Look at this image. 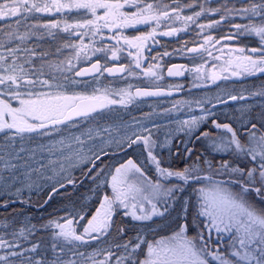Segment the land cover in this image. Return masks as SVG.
<instances>
[{
	"label": "snow or ice",
	"instance_id": "snow-or-ice-1",
	"mask_svg": "<svg viewBox=\"0 0 264 264\" xmlns=\"http://www.w3.org/2000/svg\"><path fill=\"white\" fill-rule=\"evenodd\" d=\"M168 8V5H164ZM135 9L134 11L125 9ZM153 3H145L144 0H5L0 3V18H15L16 30H9L6 36L9 40L18 39L24 41L32 36H36L37 32L33 29H46L48 36H55L53 30H62L69 32L72 29H87L84 33H77L81 43L79 45L66 44L65 47L73 48L76 58L82 55L87 57L89 45L85 44L84 37L91 32L92 36L102 35L105 29L114 33L112 39L117 44L123 40L124 45L129 49V56H134L135 67H141V53L146 47V42L152 38L156 29L147 34H142L129 38L122 36V30L128 27H134L138 24H148L155 22L157 26L162 20L171 19L183 20L185 25L188 22H194L195 18L200 17L206 10L201 7V11L195 12L192 16H181L179 7L171 8V11H156ZM83 10L89 14L91 18L83 21H77L74 24L68 23L66 20H51L44 24L35 23L28 27V30L21 33L19 27L22 21H27L35 14H60L65 11ZM213 13H218L221 9H210ZM224 15L220 16V20L212 21L207 25L201 24V30L204 28H212L216 24L226 20L228 15L233 12L242 14L244 18L250 22L245 25L237 24L234 27L238 34L249 33L259 38V47L246 48H227L220 49L222 53L227 54L228 59L224 63L228 66L222 69L227 71L228 68H234L231 72L232 76L251 75L254 73H264V0H250L247 7L228 8L223 7ZM259 17L261 23L255 24L251 21ZM62 26V27H61ZM178 29L170 28L164 32L165 36H172ZM222 39L231 40L233 36L224 37ZM214 37L211 35L204 37V42L199 48L189 49V52H199L201 50L207 52L209 57L212 52L208 51L206 45L212 44ZM220 40H216L215 44H220ZM215 45H213L214 47ZM3 47V45H0ZM95 52L105 51L104 48L92 49ZM7 55L0 54V132L6 133L5 140L8 147L15 149V139L20 137L24 140L25 134L38 133L47 135L49 129L59 130V127L73 121L74 117H83L85 119L101 116L105 111H111L114 105H127L132 103L136 97L159 96L162 95L161 90L149 91L137 88L133 93L121 89L118 92H112L108 89H94L91 95L84 93L67 94L62 89V84H53L48 79H41L44 75V67H31V57L36 55L35 51L24 49V52L30 51V56L25 59V64L30 65L28 70L24 64L17 63L18 48L6 49ZM57 51H60L57 49ZM120 48H112L111 58L117 59ZM248 54H245V53ZM239 53V55H232ZM46 55V54H45ZM169 55V53H164ZM9 58L11 63L9 64ZM219 60L221 57L217 56ZM66 63V67H61ZM7 64V67H3ZM50 70L68 71L74 70L71 59L60 61L58 64H48ZM152 65L144 69V75L154 77L159 80L162 77L157 71H153ZM158 67V66H156ZM215 67V65H213ZM99 61L93 63L91 68L81 69L75 72L76 77H84L87 74L103 75L107 73H123L126 71L124 66L117 68H103L101 71ZM198 75L204 72L203 66L195 69ZM7 73V74H6ZM131 74V73H130ZM169 76H181L184 74L182 65H173L168 68ZM221 77L216 73H211V80L215 82ZM227 79V77H224ZM68 77H65L67 80ZM75 79L72 83H80ZM47 91L37 90V87ZM179 87V86H177ZM24 89V90H21ZM264 95V93H260ZM117 98H113V97ZM243 96L229 95L228 100L235 101L244 99ZM15 102V104L13 103ZM226 103V101H219ZM202 115L190 116L189 119L180 122L177 133H182L188 137L187 141H181L184 145V153L187 159H191L194 149L187 146L192 137L196 141H207V147L213 152L228 153L234 157L241 155L250 157L252 161H258V164L252 168L245 170L239 165L233 166L227 159L222 160L218 166L207 158L196 159L191 164H186L182 168H171L162 166V159L154 154L157 147V141L152 138L151 131L143 129L147 135L133 132L131 135L124 134L120 139L112 136L113 131L120 134V127L109 124L107 126H98L95 129L89 128L87 133H81L80 136L61 138L48 146L40 145L42 151L46 150L55 158L48 159L47 164L35 160V150L28 154V149L21 146L13 152H4V145H0V197L2 196H20L24 190L29 192L34 187L39 188L32 181V175L39 173L43 169L51 168L56 172L57 166L59 173L66 172L68 169L77 167L81 164H91L88 173L95 172L94 180H99L97 188L110 186L111 195L105 193L99 201V206L95 209L90 218L86 219V213L76 212L79 220L68 218L67 216L58 218L57 220H49L47 224L42 225L43 228L52 229L51 249L53 258L48 259L37 255L33 258L29 253H37L41 247L39 243L32 244L30 248H23L18 240L19 237L24 239L31 235V228L21 227L17 232H12L11 240L5 239L4 235H0V249L6 250L0 255V264H78L74 258L79 256L82 258L81 264H111L115 257V264H211L208 257L218 264H264V207H257L250 199L251 193H254L262 202H264V114L260 117V127L257 123H253L251 119L244 120L240 125L244 129L240 133L233 128L231 123H219L216 119L211 118L214 114L208 109L202 108ZM211 118V119H210ZM243 119V113L241 116ZM210 121L212 128L216 133L206 125ZM108 135L109 139L106 143L110 146L113 142L121 150L128 149L134 145L142 144L147 152V161L154 167V176L146 174L144 169L134 159L118 163L111 167L104 163V159L109 153L101 148L97 151H90V155L85 154L83 147L86 143L82 137L87 135L88 140H95ZM134 137V138H133ZM242 137H246L242 138ZM73 143L79 145V150H73ZM171 134H168L165 141L159 144L161 149L171 148ZM60 145L59 149L56 145ZM67 149V152H65ZM57 153H59L57 155ZM28 154V159L25 155ZM7 155V159L5 156ZM177 156L181 153L179 149ZM38 163V168H33L29 163ZM16 161V162H13ZM22 161V163H21ZM67 165V169L65 168ZM110 175V179L106 176ZM203 173V174H201ZM235 175L238 178L231 181L217 180L215 177L219 175ZM105 177L101 179V177ZM169 178H175L179 183H166ZM51 179V177H47ZM191 182V184H190ZM68 183H73L69 180ZM235 185L236 188L229 186ZM259 184V186H256ZM199 185L192 187V191L196 194L195 214L192 216L191 223L188 222V209L190 200L185 199L183 206V216L180 218L183 222L176 223V227L169 235L161 236L159 239L147 240L142 235L135 237V243L132 240L125 241L122 245L117 244L118 250L123 248L125 253L115 256L112 251L104 253L103 260H97L95 257L100 256L99 251L93 252L85 257L84 253H77L74 249L79 244L87 243L88 240H99L101 236H106L113 226V215L117 208H123L125 216H131L136 221H148L153 216H164L168 211L165 207L160 210L158 205L163 199L165 203L168 200L175 201L176 193L184 191V186ZM63 187V185H60ZM53 192L57 189L53 188ZM95 191V189L93 190ZM8 200L4 201L7 206ZM149 205L150 208H146ZM204 219L201 220L200 218ZM83 231H77V223L84 221ZM62 220L63 222H60ZM190 229H195L194 234H189ZM123 233V229L119 230ZM215 232L217 240H223V233L231 234V252L225 254L219 250V245L212 248V234ZM79 242V244L77 243ZM72 245L67 251L71 252V257L64 259L66 246ZM19 249V250H16Z\"/></svg>",
	"mask_w": 264,
	"mask_h": 264
},
{
	"label": "rangeland",
	"instance_id": "rangeland-1",
	"mask_svg": "<svg viewBox=\"0 0 264 264\" xmlns=\"http://www.w3.org/2000/svg\"><path fill=\"white\" fill-rule=\"evenodd\" d=\"M167 2L170 6L177 4V0H144L145 3H153L156 8L155 10L160 11V5H164L165 2ZM5 2V0H0V3ZM67 2V0H65ZM194 2H199L200 6L198 8V11H201V7H203L206 11L198 18H195L193 24H190L192 22H188L187 25H185V22L182 20H179L181 28L183 29L184 38H181L180 41H177L176 43H171L169 45V51H168V44L164 45V53H169V56H177V55H183L185 45L189 43H193L194 41H200L201 44L204 42V37L211 35L214 37V40L212 44L206 45L208 51L212 52L213 54H218L221 47L228 44L225 40H221V37L233 33L234 35H237L238 37H245L247 43H253L259 42V38L256 37L253 34L249 33H242L238 34L236 28L234 27L237 24L245 25L248 24L250 21L242 14L233 12L226 20L222 21L219 24H216L212 28H204L201 30L199 25L204 24L207 25L212 21L220 20V16L224 15L223 7L227 6L228 8H243L247 7L250 3V0H189V2L186 5L193 4ZM255 2H259V0H255ZM180 8V7H179ZM210 9H221L218 13H213L211 11H208ZM135 10V9H133ZM132 10V11H133ZM129 11V10H127ZM91 18L89 14L85 13L83 10H71V11H65L60 14H35L34 17L29 18L27 21H22L19 32L23 33L26 30H28V27L32 24L39 23L44 24L51 20H66L68 23H75L77 21H83L85 19ZM176 19L173 17L170 20L168 19V26L172 25V23ZM252 23L260 24L261 21L259 17L254 18ZM195 24V25H194ZM230 25L232 27L230 28ZM62 27V26H61ZM172 27H177V23H175ZM134 27H128L122 30L121 35L127 36L129 38L142 35L140 33H145L143 28H136ZM155 29H158V27H152ZM181 29V30H182ZM9 30H16V23L15 18H0V45H3V47H0V54L7 55L6 49L9 48H18L21 51L17 52V63L18 64H24V67L26 70L30 68V65L25 64V59L30 56V51H35L36 55L34 57H31V67L40 68L42 64L45 65L44 67V75L41 77V79H48L53 84H62L65 86L63 91H66L67 94L71 95L73 93H84L91 95L93 93L94 89H101L102 91L104 89H108L112 92H118L121 89L131 91L132 88L137 84H148V83H162L164 81L163 76L162 78L157 80L154 77H148L144 74L138 73L136 71L135 62L132 60L131 56L128 55L129 51H135L134 49H129L126 45H124L123 40L121 39L120 43L117 44L115 40L112 39V36L114 35L113 32L105 29L102 33V35L98 34L95 37L92 36L91 32L88 33L87 36L84 37V43L89 45V50L87 53V57L81 56L79 59L76 58V53L73 48L65 47L66 44H75L79 45L81 43L80 39L77 36V33H84L85 31H88L87 29H72L69 32H63L62 30H53L55 33V36H48L47 30L40 28V29H33V31L37 32L36 36H32L27 40L20 41L18 39L9 40L6 36V33ZM163 32V31H161ZM160 32V33H161ZM200 37V38H199ZM199 38V39H198ZM216 40H220V44H215ZM157 45L161 47V41L162 38L158 39ZM235 44V43H234ZM213 45H215L213 47ZM104 48L105 51L102 52H95L93 54L92 48ZM120 48L121 51L118 53L117 59L111 58V50L112 48ZM259 47V45L255 46L254 48ZM253 48V47H252ZM24 49L30 50L29 52H24ZM59 49L60 51H57ZM204 53L202 56L196 58L195 60H200L201 63L210 66L213 61V56L209 57L207 55V52L203 51ZM46 54V55H45ZM68 59L72 60L74 67V70L72 72L64 71H55L50 70L47 65L48 64H58L60 61H67ZM96 59L101 60L103 63H114L118 61H126L128 62L127 66V72L121 77H110L109 75L103 74L98 75L94 78H78L75 76V70L82 66L86 65ZM217 60V59H216ZM194 61V60H193ZM191 60V64L193 63ZM195 62V61H194ZM2 63V62H0ZM8 63H11V58H9ZM220 63V61H219ZM7 64H4L3 67H7ZM61 67H66V63L64 65H61ZM233 71V70H231ZM131 73V74H130ZM144 73V72H143ZM7 74V73H6ZM160 75V74H159ZM202 79L199 81L198 75L195 73L193 76L190 77V84L186 87L187 90L185 92L186 96L178 99L174 103L171 102H162V104H155L153 102H145L144 104L139 103H130L125 105H114L111 111H105L101 114V116H95L94 118L89 119H83L76 122H71L66 125H62L59 127V130H53L49 129L47 135H40L38 133H32V134H25L24 140L21 141L20 137L17 136L15 139V149L8 147V142L5 140L6 133L0 132V145H4V152H13L14 150H18L21 146L28 149V154L31 153V151L35 150V160L40 161L41 157H43V162L47 164L48 159L55 158L54 155L50 154L48 151L44 150L42 151L40 149V145L48 146L50 144L55 143L56 141H59L61 138H69V137H75L80 136L81 133H87L89 128L95 129L98 126H107L109 124L119 126L120 127V134L117 135V132L114 130L112 133V136L116 139H120L124 134L131 135L133 132L136 133H146L143 131V129H148L151 131V134H156L159 137L160 144H162L165 141V138L168 134H171V148L173 145L177 146L178 142L175 141L174 138L176 137H182L183 140L181 141H187L188 137L183 135L182 133H177V129L179 127V124L181 121L189 119L190 116H200L202 115V111H194L190 110L188 114H178L177 109L176 111L173 109H166L165 107L169 104H176L178 102H185L191 106L190 109H193L195 106H198L199 104H202V100L200 98H208L209 96L216 97L220 95H230L233 93H238L240 95L246 94V91L241 87L239 83L236 82V79L240 80L242 76H232L230 72H228L227 79H225V82H222V84H218L217 87L212 89V92L210 93V85L208 83V80L206 78L207 70L204 69V72L201 74ZM65 77H68L67 80H65ZM189 78V77H188ZM75 79L77 81H81L80 83H72V80ZM234 79V80H232ZM183 83V82H182ZM264 83V82H263ZM261 85V84H260ZM255 88L252 91H250V95L256 96L257 100H253V102H250L249 104H246V106L249 107V112L253 111V123H257L258 128L260 127V117L261 114H264V95H261L260 93H264V89L257 90L258 87H252ZM24 90V89H21ZM37 90H44L47 91V88H39L37 87ZM191 95V97H188ZM208 97H207V96ZM117 98V97H113ZM190 99V101H189ZM210 102H212V99L209 98V100L206 103V109H210L208 106V103L210 105ZM15 104V102H13ZM163 105L164 108L162 110L159 109V107ZM242 104H239L237 106H234V108L240 110L242 108ZM139 108L141 110L137 111ZM218 108L221 109V111L218 110V115L221 116L223 113L224 115L229 112L231 109L225 106H218ZM254 111H259L256 114ZM151 112V113H150ZM221 113V114H220ZM259 117V118H258ZM259 119V121H258ZM244 120H247V118H244L242 120L238 119L236 122H231L229 120H223L218 119L219 123H231L233 128H236L240 133L244 132V129L240 127L242 123H244ZM206 126V125H205ZM204 126V127H205ZM203 127V128H204ZM202 128V130H203ZM207 128H211L207 124ZM216 131V130H215ZM147 134V133H146ZM194 137L191 138V141L188 142L187 146L190 148H197V142L195 141ZM245 138L246 137H242ZM86 141L83 151L85 154L90 155V149L92 151H99L101 148H103L105 151L114 152L118 150L116 143L113 142L110 146L106 143V141L109 139L108 135L105 134L103 139L96 138L95 140H88L87 135H84L82 137ZM196 143V144H195ZM181 148H184V145L180 142ZM207 147V141L202 140L201 141V147ZM60 145H56V148L59 149ZM80 146L73 143V150H79ZM166 150H169L168 147H165ZM210 149V148H209ZM65 152H67V149H65ZM210 155L208 156H201L193 154L191 159H187L186 155L182 156H170L165 155L163 157H160L165 165L171 166L174 163H178L181 161H185L184 165L181 164L180 166H185L186 164H191L195 159L196 156H200L201 159L207 158L213 162V165L218 166L219 163L222 160H229L233 166L239 165L241 168H244L245 170L252 168L258 164V161H252L250 157L241 155L238 157H234L228 153H217L213 152L212 150L209 151ZM28 154H22L25 155V159H28ZM59 153H57L58 155ZM185 154V153H184ZM132 154H126V155H118L115 153V155H109L104 159V163L110 165L111 167L116 166L118 163L123 162L127 160L128 158L134 159L138 164L141 165V167L144 169L147 175L154 176V167L148 163L146 156H131ZM5 159H7V155L5 156ZM178 161V162H177ZM16 162V161H13ZM22 163V161H21ZM29 163L33 168H38V163H32L31 160H29ZM179 165V164H176ZM67 165H65V168L67 169ZM91 164H81L77 167L68 169L66 172L59 173V167L57 166L56 172H53L51 168L43 169L39 173H34L32 175V181L35 183V185H39V188L34 187L31 192H29L27 189L24 190L23 194L20 196H2L0 197V235H4L5 239L11 240L13 237L10 235L12 232H17L19 229L23 226L25 228H31L32 225H34V220H31L27 218L22 214L27 213L30 211H34V209L31 210H23V204H19V202L25 200L26 202H30L31 204H39L41 202V199L46 196V192L52 190L53 188H59L60 185H63V187H60L57 192L60 194H56L53 199L49 201V210L54 211V215L51 218L47 217H41L38 222V232L35 234L34 229H32L31 235H28L27 239H24L23 237L18 236L17 242L21 244L23 248H30L32 244L39 243L41 247L38 249L37 253H29L28 255H32L33 258H35L37 255L46 257L48 259L53 258V252L51 249V243H52V229L43 228L42 225L47 224L49 220H57L58 218L67 216L68 218H74L76 220H79V217L76 215L77 211H80L81 213L86 212H94L95 209L99 206V201L102 199L103 195L105 193L111 195V188L110 186H104L101 188H97L96 185L100 183L99 180H94L95 172L91 174L88 173V169L91 168ZM203 174V173H201ZM106 176L108 179H110V175ZM47 177H51V179H47ZM105 177H101V179H104ZM218 178L217 180H224V181H231L235 180L238 177L233 175L229 177L228 175H219L216 176ZM69 180H72L73 183H68ZM164 183H179L176 179L169 178L168 181H162ZM191 184V182H190ZM229 186L236 188L235 185L230 184ZM256 186H259L257 184ZM192 187H199V185H193ZM192 187H189L188 185L184 186V191H178L176 193V200L171 201L168 200L167 203L164 202L162 199L158 207L160 210H163L165 207L168 208V211L165 213L167 214V217L163 216H153L151 220L148 221H136L140 222L144 225V230L142 231L141 228H136L137 225L136 222H132L133 219L131 216H125L124 215V209L123 208H117L116 212L113 215V226L109 233L106 236H101L99 240L95 241V243H84L79 244L78 247H76L74 250L77 253H84L85 257L89 254L99 251L101 253L100 256L95 257L97 260H103L104 259V253L106 251H112L115 253V256H120L125 253V250L120 248L119 250L117 248L112 247V245L106 244L107 242H104L103 240L110 238L111 233L114 236H128L131 235L133 231L139 232L140 234L144 236L146 239L148 237V233L150 235H156L154 238H159L158 235H164L167 230H174L176 227V223L179 220V222H183L182 219H180L183 216V206L185 199L190 200V205L188 209V222L191 223L192 216L195 214V203H196V194L192 191ZM95 189V191H93ZM62 192V193H61ZM249 199L257 206V207H264V202H262L258 197L255 196L254 193H251L249 196ZM8 200L9 203L7 206L4 205V201ZM17 203V204H14ZM146 208H150L149 205H145ZM121 215V217H118ZM117 216V217H116ZM159 218H164L163 220H160ZM201 220L204 218L201 217ZM60 222H63L60 220ZM130 222V223H128ZM125 224V227L118 224ZM86 224V219L84 221H80L77 223V231L82 232L83 227L82 225ZM129 231L126 232V230ZM163 229L164 231L160 233L157 231L158 229ZM123 229V233H121L119 230ZM142 231V232H141ZM195 229H190L189 234H194ZM223 240H217L218 242L216 245H219V250L221 252H224L226 255L230 254L231 252V234L230 233H223ZM150 238V236H149ZM90 244L88 247L87 245ZM122 244V243H121ZM68 248H72V245L66 246V251L64 255V259H68L71 257V252L67 251ZM19 250V249H16ZM6 250L0 249V255L4 254ZM78 264H81L82 258L79 256L74 257ZM211 258V257H208ZM211 261L212 258H211ZM217 262V261H215ZM17 264L19 262L17 261ZM111 264H115V257H113ZM218 264V262H217Z\"/></svg>",
	"mask_w": 264,
	"mask_h": 264
},
{
	"label": "flooded vegetation",
	"instance_id": "flooded-vegetation-1",
	"mask_svg": "<svg viewBox=\"0 0 264 264\" xmlns=\"http://www.w3.org/2000/svg\"><path fill=\"white\" fill-rule=\"evenodd\" d=\"M163 2H165V1H163ZM177 2H178L177 4L172 5V6H170L167 2H165L164 5H168L169 7L165 8L164 5H160L159 6L160 7V11H169L170 12L171 8L180 7L181 16L182 17L183 16H192L195 12L198 11V8L200 6L199 2H194L193 4L186 5L189 2V0H177ZM127 10H133V9L126 8L125 11H127ZM167 20L168 19L162 20L161 23L159 24V26H157L155 22H149L148 24L135 25L136 28H143L144 32H146V34L151 32L153 30L152 27H155V25H156V27H158V29H156L155 35L146 42V47L141 53V67L138 68V69L135 68L136 71L138 73L144 74L143 70L147 69L150 65H152V66H154L153 67V71H157L158 74H160V76H163L164 81L162 83H153V84L152 83H148V84L137 83L132 88L131 92H133V89L136 88V87L163 88V89H169V90H177L179 92L174 94L170 98H163V99L142 100V99L135 98L132 101L133 103L144 104L145 102H153L155 104H162V102H164L166 104L167 101L168 102L172 101L174 103L178 99H181V98L185 97L186 96L185 92L187 90L186 87L191 82L190 77L193 76V74L196 73L195 71H189V69H195V68L200 67V66H203V69L206 68L207 75H208L206 80H208V83L210 85V90H209L210 93L212 92L213 88L217 87L218 84H222V82H225V78L224 77L228 76V72L231 73L232 72L231 70H235L234 68H228L227 71H223L222 70V69L228 67L224 63V61L226 59H228V56H227L226 52L222 53L220 50H219L218 54H213L214 56L212 55L214 63H212L210 66H207V65L201 63L200 60H195L196 58H198V57H200V56H202L204 54V53H202L203 50H201L199 52H189L188 51L189 49H192V48H199L201 42L197 41V40L194 41L193 43H189V44L185 45V49H184L185 51L183 52L184 53L183 55H177V56H169V55L166 56V55H164L162 51H164V45L165 44H168V48L167 49L169 51L170 50L169 49V45L171 43H176L177 41H180L181 38L186 37L183 34L184 32H183V29L181 28L179 20H175L172 23V25H170V26H168V21ZM175 23H177V27L176 28L172 27ZM190 24H193V22L190 23ZM231 27H232V25H230V28ZM170 28H175V29H178L179 31H177L172 36L163 35V33L168 31ZM161 31H163V32H161ZM140 34H145V33H140ZM230 35L233 36V39H231V40L222 39V38L228 37ZM159 38H162L161 47H159L157 45V43L159 42L158 41ZM221 40L222 41L225 40L228 44H226L225 46L221 47L220 49L241 48V47L246 48V49H251L252 47L254 48L255 46L259 45V42H257V41L255 42L256 44L247 43L245 37H238L237 35H234L233 33H231V34L229 33V34L221 37ZM245 54H248V53L246 52ZM232 55H239V53H233ZM217 56L221 57V59L216 60L215 58ZM131 58L135 62L134 56H131ZM191 60L192 61L194 60L195 62L193 61V63L191 64ZM219 61H220V63H219ZM116 65H124V67L126 68V71H125L124 74H126V72L128 71L127 70L128 62H126L124 60L123 61L114 62V63H108V64L107 63L105 64L103 62L102 63V69L105 68V67L109 68L111 66H116ZM173 65H182L184 74L181 75V76H169L167 74L168 68L172 67ZM213 65H215V67H213ZM156 66H158V67H156ZM212 72H216L221 78L216 80L215 82H213L211 80V73ZM123 75H121V76H123ZM121 76H117V77H121ZM198 76H199L198 77L199 81H201V79H202L201 74H199ZM232 80H234V79H232ZM236 82L241 85V87L246 91V94L240 95L238 93H233V94H230V95H236L238 97L239 96H244L245 99L244 100H238V101H236L234 103L228 104L227 107L229 109H231V110L229 112H227L225 115L223 113L221 116H219L218 115V110L221 111V109L218 108V106H214V104L217 101H220V100H223V99L229 97V95H220V96H216V97H212V98H211V96L208 97L206 95L208 98H206V97L205 98H200L202 100V102H204V103L199 104L198 106H195L193 109H190L191 106H189V104H187L185 102H182V103L178 102L176 104H169L165 108L166 109L167 108L168 109H173L175 111L177 109V113L181 114V115L188 114L190 110H194V111L198 112V111H201L202 108L206 109V103L205 102H207L209 100V98H210V99H212V102H210V105L208 103V106L210 108L209 111H211L214 114L211 118L216 119L217 122H218V119H223V120H226V119L229 120L230 119V121L232 120L231 122H236V120H238V119L242 120L241 119L242 113H243V119L244 118H247V119L252 118L253 119V111L249 112V107L248 106L245 107V105L249 104L250 102H253V100H257L256 96L250 95V91L255 89V88H252V87H254V86L258 87V89H257L258 91H259V88L260 89H264V83H263L264 82V74L257 75L256 73H254V74H251V75H242V78H240V80L236 79ZM177 86H179V87H177ZM188 97H191V95H189ZM189 101H190V99H189ZM239 104H242V106H243L240 110L234 108V106H237ZM162 108H164L163 105H161L159 107L160 110H162ZM139 110H141V108H139L137 111H139ZM257 112H259V111H254L255 114ZM258 121H259V119H258ZM207 124L211 127V128H208V129L212 130L214 132V134H215L216 131H215V129L212 128V125H211L210 121ZM207 124H206V126L203 125L202 128L204 126L207 127ZM138 134L147 135L146 133H142V132L138 133ZM152 138L157 141V147L154 149V154L157 155L158 158L163 157L165 155L176 156V152H177L178 149H179V151L181 153L180 156L186 155V154H184V148H181V145H180L181 140H183L182 137L178 136V137L174 138L175 141L178 142V145L177 146L173 145L172 148H170L169 150H166L165 148L161 149L159 147V144L161 142L158 139L159 137L157 136V133L153 134ZM201 141L202 140L196 141L197 144L196 143L195 144L197 145V148H194V154L197 153L196 155H201V156L210 155L209 151L211 149H209L208 147H206L204 145H203L204 148H200L201 147ZM111 153H116L118 155H126V154L130 153V154H132L131 156H139V157L146 156L147 157V152H146V150H145V148H144V146L142 144L134 145L130 149H128L127 146L125 145V150L118 149V150H116L114 152H111ZM184 162L185 161H181V162L176 163V164H179V165H176L174 163L173 165L168 166V165H165L163 160H162V166L171 167V168H182L184 166H180V165L181 164L184 165ZM172 179H175V178H172ZM216 179H218V178H216ZM56 193L60 194L59 192H56ZM20 203L23 204V208H22L23 210L34 209V211H30V212H27V213H23L22 212V214L24 215V218H25V216H27V218H29L31 220H34L33 224L35 225V228H34L35 234L38 232V227H39L38 226V222L40 221L39 219L41 217H43V216L54 215L53 211L49 210V204L47 206L44 205L46 208L40 210V209H37L36 207H37V205L41 204V202L39 204H34V203L31 204L29 201L26 202L25 200H23V201L19 202V204ZM14 204H17V203H14ZM45 210L46 211L48 210V212L44 213ZM93 213L94 212H86V219L90 218ZM118 217H121V215H119ZM163 217L164 218L167 217V214L164 215ZM164 218H159V219L163 220ZM132 222H136V221L133 220ZM128 223H130V222H128ZM136 223H137V225H139V226H136V228H141L142 227V231H143L144 230V228H143L144 225L142 223H140V222H136ZM118 224H120V225L125 227V224H121V223H118ZM129 230H130V228L128 230H126V232L129 231ZM157 231L162 233L164 230L161 228V229H158ZM171 231L172 230H167L166 229V232H165L164 235L161 234V235H158V236L161 237V236L169 235L171 233ZM139 234H140V230H139V232L133 231L131 233V235H129V237L128 236H114L113 237V234L111 233L110 238L105 239L103 241L107 242L106 244H108V245H112V247H114L117 244H121V243L123 244L125 241L130 240V239L132 240L133 243H135L136 242L135 241V237L137 235H139ZM149 236H150V238H149ZM154 237H156V235H152V234L150 235V233H148L147 240H153V239H159L160 238V237L159 238H154ZM95 241H97V240H88L87 242H89L91 244V243H95ZM217 242L218 241H217V238H216V234H215V232H213V234H212V248H213V250H215V246H216ZM90 244H88V245L86 244L87 247ZM114 248H116V247H114ZM208 259L210 260L211 264H217V262L211 261V258H208Z\"/></svg>",
	"mask_w": 264,
	"mask_h": 264
},
{
	"label": "water",
	"instance_id": "water-1",
	"mask_svg": "<svg viewBox=\"0 0 264 264\" xmlns=\"http://www.w3.org/2000/svg\"><path fill=\"white\" fill-rule=\"evenodd\" d=\"M97 61H94V62H92V63H90L89 65H86V66H82V67H80L79 69H77L76 71H80L81 69H85V68H91V65L93 64V63H96ZM120 67V66H119ZM117 68V67H116ZM75 71V72H76ZM118 73H120V72H116L115 74H118ZM257 75H259V74H263V73H256ZM94 75H97V74H95V73H93V74H87V75H85L84 77H78V78H87V77H92V76H94ZM140 89H144V90H149V91H156V90H158V89H146V88H140ZM159 90H161L162 91V95H159V96H147V97H137V98H140V99H154V98H162V97H169V96H171L174 92L173 91H167V90H164V89H159ZM136 91V89L134 90V92ZM223 101H226V103H217L218 105H223V104H227V103H231V102H234V101H231V100H228V98L227 99H225V100H223ZM236 101V100H235ZM79 118H81V117H74L73 118V120H76V119H79ZM60 188V187H59ZM56 189H58V188H56Z\"/></svg>",
	"mask_w": 264,
	"mask_h": 264
},
{
	"label": "bare ground",
	"instance_id": "bare-ground-1",
	"mask_svg": "<svg viewBox=\"0 0 264 264\" xmlns=\"http://www.w3.org/2000/svg\"><path fill=\"white\" fill-rule=\"evenodd\" d=\"M46 196H44L42 199H41V204H39V205H37V209H40V210H42V209H44V208H46L45 206H47L48 204H49V201L51 200V199H53L54 198V196H56V194H54L53 192H50V191H47L46 192V194H45ZM45 205V206H44ZM46 212H48V210L46 211H44V213H46ZM54 212V211H53ZM43 217H47V218H52V215H49V216H43Z\"/></svg>",
	"mask_w": 264,
	"mask_h": 264
}]
</instances>
